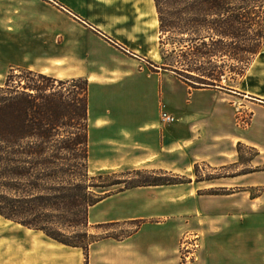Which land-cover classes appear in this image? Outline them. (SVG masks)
<instances>
[{"label": "crops", "instance_id": "crops-1", "mask_svg": "<svg viewBox=\"0 0 264 264\" xmlns=\"http://www.w3.org/2000/svg\"><path fill=\"white\" fill-rule=\"evenodd\" d=\"M155 36H160L155 0H0V68L34 60L57 72L49 76L88 81L90 163L95 157L99 174L200 162L227 165L238 145L249 141L235 131L227 94L195 88L177 73L152 65ZM45 70L36 72L47 75ZM163 106L175 123L162 121ZM102 244L91 246L89 264L98 245L107 252H99L101 263L113 261L111 249ZM71 250L81 249L36 243L13 254L19 264H76ZM119 258L129 262L128 256Z\"/></svg>", "mask_w": 264, "mask_h": 264}, {"label": "trees", "instance_id": "trees-1", "mask_svg": "<svg viewBox=\"0 0 264 264\" xmlns=\"http://www.w3.org/2000/svg\"><path fill=\"white\" fill-rule=\"evenodd\" d=\"M155 5L160 40L179 45L181 60L151 64L195 88L232 90L223 83L228 70L244 77L262 52L264 0H155ZM198 169L196 164L197 176ZM143 174L157 177L123 180ZM165 174H90L86 79L60 80L17 68L0 82V220L82 249L88 264L90 248L99 241L90 234L91 208L135 188L191 182L160 177Z\"/></svg>", "mask_w": 264, "mask_h": 264}, {"label": "rangeland", "instance_id": "rangeland-1", "mask_svg": "<svg viewBox=\"0 0 264 264\" xmlns=\"http://www.w3.org/2000/svg\"><path fill=\"white\" fill-rule=\"evenodd\" d=\"M160 36L151 38V63L162 66L181 60L179 45L167 38L162 43ZM16 57L11 56L12 60ZM12 65L5 63L0 68V82ZM30 66L36 71H44L47 66L45 73L57 74L49 64L34 60L17 68ZM226 79L224 85L232 90L220 89L227 94L233 109L235 131L249 141L238 145L227 165L198 163V176L196 165L149 170L163 171L166 174L160 177L164 179L180 178L190 183L135 188L127 194H115L106 204L90 210V234L104 241V248L111 249L110 264H264V44L244 77L228 70ZM128 170L121 168L105 174ZM99 173V165L92 156L90 174ZM153 177L157 176L126 175L123 180ZM118 219L121 220L105 222ZM30 230L0 220V264H19L13 253L22 246L55 245L56 241L43 233ZM130 234L133 239L119 243ZM99 245L93 264H102L100 251L107 253ZM118 247L119 251L114 250ZM71 252L75 253L76 264H87L82 249ZM120 256H128L129 262H121Z\"/></svg>", "mask_w": 264, "mask_h": 264}, {"label": "built area", "instance_id": "built-area-1", "mask_svg": "<svg viewBox=\"0 0 264 264\" xmlns=\"http://www.w3.org/2000/svg\"><path fill=\"white\" fill-rule=\"evenodd\" d=\"M161 119L163 122L168 123V124H172L175 123L177 120L174 116H172L171 114H169L165 107L163 106V110L161 112Z\"/></svg>", "mask_w": 264, "mask_h": 264}, {"label": "bare ground", "instance_id": "bare-ground-1", "mask_svg": "<svg viewBox=\"0 0 264 264\" xmlns=\"http://www.w3.org/2000/svg\"><path fill=\"white\" fill-rule=\"evenodd\" d=\"M44 50V49H43ZM41 51V50H40ZM51 53V52H50ZM56 65V64H55ZM45 73V72H44ZM30 231H32V230H30Z\"/></svg>", "mask_w": 264, "mask_h": 264}]
</instances>
